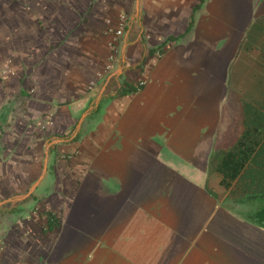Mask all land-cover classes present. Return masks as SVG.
Here are the masks:
<instances>
[{
    "label": "crops",
    "instance_id": "1",
    "mask_svg": "<svg viewBox=\"0 0 264 264\" xmlns=\"http://www.w3.org/2000/svg\"><path fill=\"white\" fill-rule=\"evenodd\" d=\"M198 3L0 0V264H264L215 172L241 104L264 123V0Z\"/></svg>",
    "mask_w": 264,
    "mask_h": 264
},
{
    "label": "trees",
    "instance_id": "2",
    "mask_svg": "<svg viewBox=\"0 0 264 264\" xmlns=\"http://www.w3.org/2000/svg\"><path fill=\"white\" fill-rule=\"evenodd\" d=\"M204 0L193 7L197 10ZM192 25V17L185 32ZM264 35V13L248 28L239 50L247 46L262 50L259 37ZM177 38L168 39L175 41ZM257 46V47H256ZM262 106L251 107L242 103L240 132L215 167L220 176V185L227 198L235 204L249 205L248 218L254 224L264 227V123Z\"/></svg>",
    "mask_w": 264,
    "mask_h": 264
},
{
    "label": "built area",
    "instance_id": "3",
    "mask_svg": "<svg viewBox=\"0 0 264 264\" xmlns=\"http://www.w3.org/2000/svg\"><path fill=\"white\" fill-rule=\"evenodd\" d=\"M127 17L124 13H118L114 20L105 19L103 22V34L107 37L106 46L108 50V54L106 57V64L104 68V72L109 71L112 66L116 63L119 57V41L124 33L126 27ZM143 82H138L135 85L134 92L139 91L141 86H143ZM89 85H93V82H89ZM1 253V246H0Z\"/></svg>",
    "mask_w": 264,
    "mask_h": 264
},
{
    "label": "rangeland",
    "instance_id": "4",
    "mask_svg": "<svg viewBox=\"0 0 264 264\" xmlns=\"http://www.w3.org/2000/svg\"><path fill=\"white\" fill-rule=\"evenodd\" d=\"M261 0H255V3L257 4V3H259ZM232 2H235V3H241L242 2V0H232ZM247 30H248V28H247ZM247 30H246V32H247Z\"/></svg>",
    "mask_w": 264,
    "mask_h": 264
}]
</instances>
